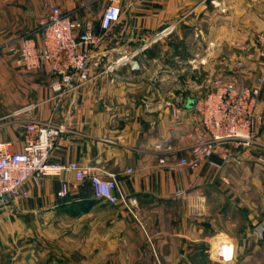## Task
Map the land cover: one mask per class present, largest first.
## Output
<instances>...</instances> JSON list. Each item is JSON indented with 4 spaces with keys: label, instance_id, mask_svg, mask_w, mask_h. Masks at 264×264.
<instances>
[{
    "label": "crops",
    "instance_id": "obj_1",
    "mask_svg": "<svg viewBox=\"0 0 264 264\" xmlns=\"http://www.w3.org/2000/svg\"><path fill=\"white\" fill-rule=\"evenodd\" d=\"M106 4L0 0V142L20 151L27 124L62 125L51 161L114 174L115 193L129 202L95 199L90 181L76 184L71 172L35 175L25 196L0 204V264H264V124L250 146L226 142L196 168L168 166L189 156L201 127L187 107L201 86L223 74L251 86L264 72L256 44L264 0H122L119 20L90 52L101 64L60 97L48 63L17 64L21 38L40 50L52 6L78 36L87 23L100 31ZM174 29L179 44L163 38Z\"/></svg>",
    "mask_w": 264,
    "mask_h": 264
},
{
    "label": "built area",
    "instance_id": "obj_2",
    "mask_svg": "<svg viewBox=\"0 0 264 264\" xmlns=\"http://www.w3.org/2000/svg\"><path fill=\"white\" fill-rule=\"evenodd\" d=\"M122 0H107L102 12L100 31L95 32L87 23L80 35L74 34L78 24L72 22L59 8L52 6L48 21L42 26L40 50L31 37H23L18 48L12 49L16 62L26 70L36 69L41 62L48 63L55 75L52 90L56 97L64 94L75 81L82 82L92 76V70L99 67L101 59H90L92 50L103 40L105 33L121 16ZM163 31H166L164 29ZM259 56L264 60V11L261 29L256 36ZM81 45L86 49L81 50ZM118 59L116 62L122 61ZM106 69H112L108 65ZM264 85V72L251 86H240L238 78L219 75L210 79L207 92L195 105L201 127L195 130L189 156H183L170 169L196 168L210 160L217 145L231 142L236 146H250L257 140L258 130L264 124V103L260 105V93ZM179 111L176 110L175 114ZM26 137L20 151L9 149V143L0 142V202L8 203L18 196H25L23 189L27 179L35 176H58L62 172L74 174L76 184L88 179L93 187L94 198L115 204L127 199L115 193L118 185L116 176L101 177L95 166L78 162L57 163L50 157L62 142L65 128L51 122H31L26 125ZM157 150L171 151V144H158ZM228 155L224 153L222 159ZM164 164L163 158L158 160ZM131 204V202H130Z\"/></svg>",
    "mask_w": 264,
    "mask_h": 264
},
{
    "label": "rangeland",
    "instance_id": "obj_3",
    "mask_svg": "<svg viewBox=\"0 0 264 264\" xmlns=\"http://www.w3.org/2000/svg\"><path fill=\"white\" fill-rule=\"evenodd\" d=\"M181 29V28H180ZM176 30L177 29H174L173 31L171 30L170 31V33H165L164 34V40L167 38L170 42L171 41H173V42H175V43H180L181 42V39H180V37L179 36H177L176 35ZM191 35H190V37H189V40H190V43L189 44H191L189 47L192 49L196 44H197V41L196 40H194L195 39V35H194V32H191L190 33ZM256 44H257V42H256ZM257 47H258V44H257ZM159 71V70H158ZM152 72H153V70H151L150 71V73L152 74ZM206 73V72H205ZM162 75H163V73H160V72H157L156 74H155V76H156V78H155V80H157L158 78H160V77H162ZM206 75L208 76V72L206 73ZM209 83H210V81H209ZM209 83H208V81H207V83H206V86H201V89H204L205 91H204V93L202 94V96L207 92V90H208V88H209ZM201 96V97H202ZM201 97H199V98H201ZM198 101V100H197ZM197 101H196V103H197ZM196 105V104H195ZM9 203V202H8ZM0 204H7V203H1L0 202Z\"/></svg>",
    "mask_w": 264,
    "mask_h": 264
},
{
    "label": "water",
    "instance_id": "obj_4",
    "mask_svg": "<svg viewBox=\"0 0 264 264\" xmlns=\"http://www.w3.org/2000/svg\"><path fill=\"white\" fill-rule=\"evenodd\" d=\"M196 101L191 99L188 100L187 102V107H193L195 105ZM257 232L260 236V239L263 240L264 239V224H261L258 228H257Z\"/></svg>",
    "mask_w": 264,
    "mask_h": 264
}]
</instances>
